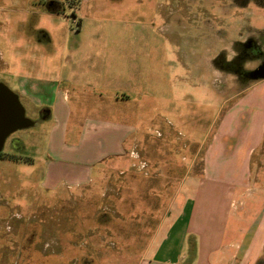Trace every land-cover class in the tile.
Listing matches in <instances>:
<instances>
[{"label":"rangeland","instance_id":"1","mask_svg":"<svg viewBox=\"0 0 264 264\" xmlns=\"http://www.w3.org/2000/svg\"><path fill=\"white\" fill-rule=\"evenodd\" d=\"M234 1L243 0H0L1 82L17 90L23 69L24 56L5 41H53L49 66L56 72L68 59L74 67L72 128L102 117L98 105L127 87L136 103L113 101L107 115L139 122V139L99 164L89 184L58 190H39L40 174L32 175L44 169L47 124L16 132L43 143V152L34 164L0 161V264L138 262L137 243L149 240L168 209L169 179L181 177L180 159L168 152L190 157L233 94L262 79L253 73L264 64V41L240 35ZM232 48L239 54L229 63ZM27 114L36 115L32 107Z\"/></svg>","mask_w":264,"mask_h":264},{"label":"crops","instance_id":"2","mask_svg":"<svg viewBox=\"0 0 264 264\" xmlns=\"http://www.w3.org/2000/svg\"><path fill=\"white\" fill-rule=\"evenodd\" d=\"M233 7L240 35L255 34L263 42L264 35L258 31L264 29V0L234 1ZM28 37L33 39V35ZM241 41L237 39V46L244 54L249 49ZM6 44L18 56H24L22 75L16 83L18 89L8 86L18 94L33 124L7 137L1 153L16 158L2 157L0 161L24 160L34 164L43 152V143L28 142L16 132H43L47 124L44 169L32 173L40 174L39 190L89 184L99 164L120 157L127 141L139 139L138 121L114 120L107 115L115 107L114 102L136 103L129 87L117 92L115 100L109 98L105 105H98L104 111L102 117L89 118L82 126L72 128L70 93H76V88L69 86L74 82V67L68 59L66 63L60 62L58 74L49 66L55 52L53 41H5ZM0 54L4 55L2 51ZM258 59L264 63L262 58ZM242 60L248 61L249 57ZM3 62L10 66V62ZM183 66L186 69V64ZM232 98L234 102L223 107V114L209 129L206 141L196 143L190 157L182 152H168V157L180 159L177 173L181 177L169 179L168 209L149 240L137 243L134 252L141 257L136 264H264L260 262L264 260V78L238 90ZM91 104L97 107L96 102ZM27 107H32L36 115L27 114ZM197 157L199 165L193 168ZM172 167L169 163V174ZM258 206L259 213L252 216V209Z\"/></svg>","mask_w":264,"mask_h":264},{"label":"water","instance_id":"3","mask_svg":"<svg viewBox=\"0 0 264 264\" xmlns=\"http://www.w3.org/2000/svg\"><path fill=\"white\" fill-rule=\"evenodd\" d=\"M253 74L255 77L264 78V64ZM32 124L33 121L26 116L25 108L18 94L4 82H0V152L11 133Z\"/></svg>","mask_w":264,"mask_h":264},{"label":"clouds","instance_id":"4","mask_svg":"<svg viewBox=\"0 0 264 264\" xmlns=\"http://www.w3.org/2000/svg\"><path fill=\"white\" fill-rule=\"evenodd\" d=\"M232 55L231 56H226V61L227 62H232L233 59L239 54L237 51H235L233 48H232Z\"/></svg>","mask_w":264,"mask_h":264},{"label":"trees","instance_id":"5","mask_svg":"<svg viewBox=\"0 0 264 264\" xmlns=\"http://www.w3.org/2000/svg\"><path fill=\"white\" fill-rule=\"evenodd\" d=\"M57 12H60V10H58ZM0 154H1V153H0ZM3 157H4V158H5V157H7V158H8V157H9V158H16L15 156H11V155H4ZM1 158H2V157H1Z\"/></svg>","mask_w":264,"mask_h":264},{"label":"flooded vegetation","instance_id":"6","mask_svg":"<svg viewBox=\"0 0 264 264\" xmlns=\"http://www.w3.org/2000/svg\"><path fill=\"white\" fill-rule=\"evenodd\" d=\"M250 40H251V38H250ZM250 53H252V52L250 51ZM253 54H254V53H253ZM0 153H1V152H0ZM3 156H4V154L1 153V154H0V158L3 157Z\"/></svg>","mask_w":264,"mask_h":264}]
</instances>
